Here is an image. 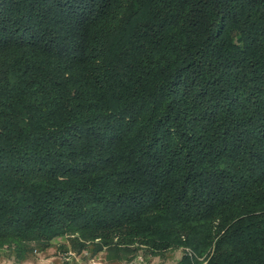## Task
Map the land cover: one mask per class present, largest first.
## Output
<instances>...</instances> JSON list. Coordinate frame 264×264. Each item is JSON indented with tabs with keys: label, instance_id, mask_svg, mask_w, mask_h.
Listing matches in <instances>:
<instances>
[{
	"label": "trees",
	"instance_id": "16d2710c",
	"mask_svg": "<svg viewBox=\"0 0 264 264\" xmlns=\"http://www.w3.org/2000/svg\"><path fill=\"white\" fill-rule=\"evenodd\" d=\"M264 264V0H0V256Z\"/></svg>",
	"mask_w": 264,
	"mask_h": 264
},
{
	"label": "rangeland",
	"instance_id": "374dc122",
	"mask_svg": "<svg viewBox=\"0 0 264 264\" xmlns=\"http://www.w3.org/2000/svg\"><path fill=\"white\" fill-rule=\"evenodd\" d=\"M32 257L37 259H47L50 262L63 263V264H94V262L100 261L103 264L104 254L103 257L99 254L92 255L89 251H75L67 238L59 237L53 240L51 247L46 250L39 251L34 250L32 252ZM181 256V250H171L168 251L163 256H138L136 259L129 263H121V264H137L140 258L139 264H174L176 263ZM13 258L12 256L2 255L0 256V264H12L8 259ZM37 258V259H36ZM8 261V262H7Z\"/></svg>",
	"mask_w": 264,
	"mask_h": 264
},
{
	"label": "crops",
	"instance_id": "0c3cea01",
	"mask_svg": "<svg viewBox=\"0 0 264 264\" xmlns=\"http://www.w3.org/2000/svg\"><path fill=\"white\" fill-rule=\"evenodd\" d=\"M98 254L101 256V258L103 257L102 256L103 253H98ZM31 257H32V255H29L26 258L22 259V260H16L14 258H9L8 260L10 262H12V264H55L54 262H50L47 259H43V258L42 259H37L36 258L37 260H35V257H33V258H31ZM57 264H60V263H57ZM61 264H63V263H61ZM103 264H106V263L103 262Z\"/></svg>",
	"mask_w": 264,
	"mask_h": 264
},
{
	"label": "built area",
	"instance_id": "2783aa9c",
	"mask_svg": "<svg viewBox=\"0 0 264 264\" xmlns=\"http://www.w3.org/2000/svg\"><path fill=\"white\" fill-rule=\"evenodd\" d=\"M137 260H139L138 262H137V264H139V262H140V258H138ZM94 264H102L100 261H97V262H94Z\"/></svg>",
	"mask_w": 264,
	"mask_h": 264
}]
</instances>
